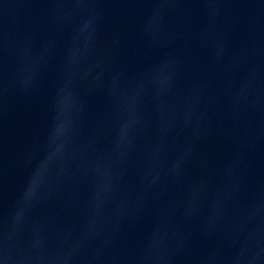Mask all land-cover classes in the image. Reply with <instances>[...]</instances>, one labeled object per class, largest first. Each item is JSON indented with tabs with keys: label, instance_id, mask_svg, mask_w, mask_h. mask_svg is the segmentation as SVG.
I'll use <instances>...</instances> for the list:
<instances>
[{
	"label": "water",
	"instance_id": "obj_1",
	"mask_svg": "<svg viewBox=\"0 0 264 264\" xmlns=\"http://www.w3.org/2000/svg\"><path fill=\"white\" fill-rule=\"evenodd\" d=\"M0 264H264V0H0Z\"/></svg>",
	"mask_w": 264,
	"mask_h": 264
}]
</instances>
